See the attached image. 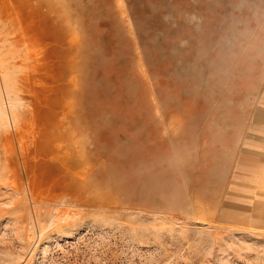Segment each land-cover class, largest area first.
<instances>
[{
    "label": "rangeland",
    "instance_id": "obj_1",
    "mask_svg": "<svg viewBox=\"0 0 264 264\" xmlns=\"http://www.w3.org/2000/svg\"><path fill=\"white\" fill-rule=\"evenodd\" d=\"M0 13V264H264V0H0ZM15 31L47 36L63 118L61 159L34 185L10 136L35 118Z\"/></svg>",
    "mask_w": 264,
    "mask_h": 264
},
{
    "label": "bare ground",
    "instance_id": "obj_2",
    "mask_svg": "<svg viewBox=\"0 0 264 264\" xmlns=\"http://www.w3.org/2000/svg\"><path fill=\"white\" fill-rule=\"evenodd\" d=\"M16 11H13V13L15 12L14 15L13 13L9 14L8 12H3L4 13L3 17L5 18L8 17L7 19L12 18L13 22L12 21L11 22L15 23L13 29L15 28V25L18 22L17 20H19V16L23 15V14L18 15V12ZM20 12H24V11L21 10ZM0 16H2V13H0ZM11 40L15 46L17 47L26 46L27 49L26 56L24 57L23 60H16V58L14 57L15 58L14 60H16L14 62V65L19 64L24 69L19 79L18 90L19 92L22 93L21 98L23 100H26L27 101L26 103H29L33 108L34 112L33 111L32 112L34 114H31L30 116L33 117L35 115V118L33 117L34 121L32 123L30 122L31 124L29 125H28L29 121L26 122L24 120L28 125L25 128L17 124L19 122V118L18 120L16 119L17 122L13 128L14 133L11 134L10 136L15 137L19 147L20 161L16 163L17 169L19 172L22 173L23 177L29 182V185L31 184L34 185L33 176L35 174V171L37 170L36 168L41 166L43 167L44 165H48V164L52 165L54 162H57L61 159L59 150L56 148V145L54 143L56 139V134H59L60 131L62 130L63 118H60L59 115L57 114L53 116V114L50 113V108H49L50 98H49L47 79L45 76L48 67L47 46L45 47L46 45L45 40H47V36H41L40 31H15L13 33V37L11 38ZM16 73H18V71H16ZM24 111L26 112V109ZM34 131L36 132V136L34 137L33 140H30V142H28L26 140L27 134H30Z\"/></svg>",
    "mask_w": 264,
    "mask_h": 264
},
{
    "label": "crops",
    "instance_id": "obj_3",
    "mask_svg": "<svg viewBox=\"0 0 264 264\" xmlns=\"http://www.w3.org/2000/svg\"><path fill=\"white\" fill-rule=\"evenodd\" d=\"M253 143H255V142H253ZM256 143L258 144L257 145V152H254L253 155L259 159L260 164L262 166V169L264 170V138L260 139ZM254 147L256 148V146H254Z\"/></svg>",
    "mask_w": 264,
    "mask_h": 264
}]
</instances>
